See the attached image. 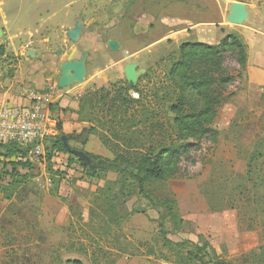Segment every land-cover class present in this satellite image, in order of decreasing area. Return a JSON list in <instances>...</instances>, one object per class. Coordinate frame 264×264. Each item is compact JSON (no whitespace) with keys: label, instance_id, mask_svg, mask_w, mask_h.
I'll return each instance as SVG.
<instances>
[{"label":"rangeland","instance_id":"374dc122","mask_svg":"<svg viewBox=\"0 0 264 264\" xmlns=\"http://www.w3.org/2000/svg\"><path fill=\"white\" fill-rule=\"evenodd\" d=\"M229 1L0 0V94L9 91L26 98L41 88L52 89L56 97L63 94L54 89L58 63L82 53H88L87 63L95 65V71L112 62L105 44L108 29L119 26L125 40L137 38L144 45L165 34L163 19L179 28L225 24L222 12ZM242 1L253 10L264 4ZM76 20L83 30L73 43L67 31ZM201 28L198 34L188 33L185 41L215 45L212 32ZM29 50L36 52L32 59L26 57ZM221 57L222 74L232 81L218 90L226 100L211 125L216 134L190 140L193 147L189 160L181 162V176L148 184V200L129 180L123 185L113 173L89 176L68 152L53 151L49 159L44 150L7 158L0 150V264H264V94L249 86L237 51ZM178 58L177 46L170 42L140 55L137 69L145 73L135 85L138 92L157 90L160 96H171L168 73ZM111 78L103 87L112 92L126 88L122 73ZM86 80L62 89L75 90L67 95L71 110L60 117L58 108L52 115L62 123L59 133L69 136L71 149L113 159L96 136L84 145L75 138L82 125L104 134L110 129L111 117L103 104L88 103L76 113L78 95L99 88L85 85ZM33 96L29 100H37ZM49 99L40 101L47 105ZM130 108L128 114H134L138 124L134 122L131 131L142 130L141 107ZM127 126L131 123L122 128ZM172 198L182 219L179 232L160 205ZM160 223L166 239L186 242L183 248L168 245ZM205 245V252L198 251Z\"/></svg>","mask_w":264,"mask_h":264},{"label":"trees","instance_id":"16d2710c","mask_svg":"<svg viewBox=\"0 0 264 264\" xmlns=\"http://www.w3.org/2000/svg\"><path fill=\"white\" fill-rule=\"evenodd\" d=\"M235 51L239 56L238 65L245 69L246 47L235 33L227 34L217 45L191 42L180 44L177 49L179 58L173 63L168 73L172 84L171 96L169 94L160 96L157 90L142 95L135 86L127 84L125 80L126 88L122 91L112 92L106 87H101L96 88L92 93L86 91L78 95L76 113H80L88 103L98 105L100 103L105 106L107 115L111 117L107 124L110 129L106 130L105 134L94 126H85L79 134L75 135L76 140L82 145L87 142L88 137L96 136L113 155V159H103L83 152L93 161L102 163V168L91 171L80 162L81 166L88 171V175L94 177L97 171L113 173L123 185L129 180L136 186L139 194L147 200L149 198L145 191L148 184L181 176V162L189 160L190 148L193 147L189 141H201L207 136L212 137L216 134L211 125L217 116L218 107L222 101L226 100L218 90L225 89L232 81V78L222 74L221 55ZM146 76L144 75L140 80ZM129 90L138 94L139 98L131 97ZM142 100H147V104L144 105ZM169 101L170 105L165 107ZM134 105L142 109L140 119L143 121L141 123L143 129L137 128V131L132 132L131 129L136 121L134 114H128V111ZM49 108L51 112L58 110L57 106H49ZM70 110L59 109L58 111L66 114ZM128 123H131V126H127L124 130L122 127ZM61 125L62 123L57 121L58 135L49 142L46 141L48 143H43L48 159L53 151L68 152L63 146L61 137L65 136L68 141L69 136L59 133L62 130ZM136 125H138L137 122ZM129 134L135 138L129 136L127 138ZM32 147V145L21 147L14 143L9 144L1 149L3 151L1 155L7 158L11 156L25 158ZM160 205L173 221L175 231L179 232L182 219L175 210V199H166ZM158 228L161 235L165 237V241L171 246L172 243L166 239L167 232L164 230V225L160 223ZM185 244L186 242H179L172 245L183 248ZM198 249L205 252L206 245ZM72 264L81 263L73 261ZM215 264L225 263L216 262Z\"/></svg>","mask_w":264,"mask_h":264},{"label":"crops","instance_id":"0c3cea01","mask_svg":"<svg viewBox=\"0 0 264 264\" xmlns=\"http://www.w3.org/2000/svg\"><path fill=\"white\" fill-rule=\"evenodd\" d=\"M240 2L247 6L248 18L243 26H233L230 24H215V23H196L192 26V28H184L177 25H172L171 20L167 22V20L163 19L161 22V26L165 29V34L161 38L155 39L148 44L141 45V41L137 38L125 40L122 33V30L119 26L112 27L108 29L105 36V44L107 46V42H115L117 44V49L115 51L111 50L108 46V55L111 58V63L105 65L101 70L95 71V65H89L86 61V84L85 85H99V88L103 87L104 84L108 82V79H112L111 76H116L118 72L123 74V68L126 64L137 63V58L140 57L145 51H149L150 49H155L158 46H162L165 42H170L171 46H180L182 43H187L185 39L188 37V33L195 31L194 34H198L200 30L204 27L212 32V39L215 40V45L219 44L221 39L230 33L237 34L243 44L246 47L247 61L245 65V72L247 71L248 76V84L251 87L260 88L264 94V4L263 8H259L253 10L252 5L242 0H231L225 6V10L223 16L226 19L228 14V10L230 9V2ZM263 9V10H262ZM199 10V9H198ZM235 27V28H234ZM235 29V30H233ZM225 31L221 33V31ZM199 36V35H198ZM200 38V37H199ZM183 39L182 41L179 40ZM88 54V53H87ZM88 58V57H87ZM74 60V59H71ZM69 61V60H67ZM66 61H63V63ZM61 64L58 63L57 66ZM139 66V63H137ZM94 70V71H93ZM111 75V76H110ZM124 76V74H123ZM108 77V78H107ZM59 78V77H58ZM125 80V79H124ZM58 81V80H57ZM78 87V86H77ZM30 93L26 98H21L18 96H13L9 91L2 92L0 94V108L1 107H9V106H17V105H25L31 100L29 98L33 96V99L43 100L50 97V101L47 103V106H57L59 109H67L68 104L70 103V97L67 95L72 93L75 90H69L63 92L62 89L56 87L54 89L57 90L58 94L56 97L55 92L51 90H41ZM76 89V88H70ZM79 94V93H78ZM50 110V108H49ZM52 113V112H51ZM67 114V113H66ZM60 113V117H64ZM86 125H82L81 130ZM91 137V136H90ZM90 139V138H89ZM88 143V142H87Z\"/></svg>","mask_w":264,"mask_h":264},{"label":"built area","instance_id":"2783aa9c","mask_svg":"<svg viewBox=\"0 0 264 264\" xmlns=\"http://www.w3.org/2000/svg\"><path fill=\"white\" fill-rule=\"evenodd\" d=\"M58 135L57 121L40 100L0 108V150L9 144L32 145L27 156L44 150L43 143Z\"/></svg>","mask_w":264,"mask_h":264},{"label":"water","instance_id":"95a60500","mask_svg":"<svg viewBox=\"0 0 264 264\" xmlns=\"http://www.w3.org/2000/svg\"><path fill=\"white\" fill-rule=\"evenodd\" d=\"M230 9L226 16V23L233 26H242L247 18V6L240 2H230ZM83 27L79 20H76L74 28L67 31L68 39L76 43L82 33ZM107 46L115 51L117 49V44L115 42H107ZM35 50H29L26 53V57L32 59L35 57ZM88 54L82 53L78 59L69 60L61 63L57 66L59 70V78L57 81V87L59 89H65L73 85H80L84 82L86 76V61ZM137 63L126 64L123 68L124 79L127 84L135 86L138 79L145 73L143 69H137ZM63 146L67 151L74 157H76L83 166L87 167L91 171L102 168V163L98 162L97 165L92 164V159L86 156L82 151L73 150L69 147L67 139L65 136L61 137Z\"/></svg>","mask_w":264,"mask_h":264},{"label":"flooded vegetation","instance_id":"af4514ba","mask_svg":"<svg viewBox=\"0 0 264 264\" xmlns=\"http://www.w3.org/2000/svg\"><path fill=\"white\" fill-rule=\"evenodd\" d=\"M92 164H93V165H97V164H98V162H97V161H93V160H92Z\"/></svg>","mask_w":264,"mask_h":264}]
</instances>
